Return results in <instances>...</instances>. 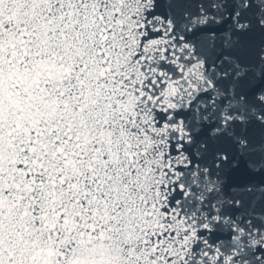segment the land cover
I'll return each mask as SVG.
<instances>
[{"label": "snow or ice", "instance_id": "1", "mask_svg": "<svg viewBox=\"0 0 264 264\" xmlns=\"http://www.w3.org/2000/svg\"><path fill=\"white\" fill-rule=\"evenodd\" d=\"M0 264H264V0H0Z\"/></svg>", "mask_w": 264, "mask_h": 264}]
</instances>
